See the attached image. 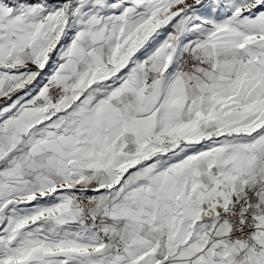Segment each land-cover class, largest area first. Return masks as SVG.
Instances as JSON below:
<instances>
[{
    "label": "snow or ice",
    "instance_id": "snow-or-ice-1",
    "mask_svg": "<svg viewBox=\"0 0 264 264\" xmlns=\"http://www.w3.org/2000/svg\"><path fill=\"white\" fill-rule=\"evenodd\" d=\"M0 264H264V0H0Z\"/></svg>",
    "mask_w": 264,
    "mask_h": 264
}]
</instances>
